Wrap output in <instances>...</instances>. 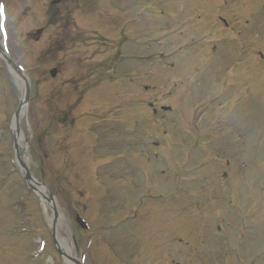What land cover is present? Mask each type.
<instances>
[{
  "label": "rangeland",
  "instance_id": "rangeland-1",
  "mask_svg": "<svg viewBox=\"0 0 264 264\" xmlns=\"http://www.w3.org/2000/svg\"><path fill=\"white\" fill-rule=\"evenodd\" d=\"M51 1L2 0V34L69 259L264 264V0ZM19 83L0 61V264H66Z\"/></svg>",
  "mask_w": 264,
  "mask_h": 264
},
{
  "label": "bare ground",
  "instance_id": "bare-ground-1",
  "mask_svg": "<svg viewBox=\"0 0 264 264\" xmlns=\"http://www.w3.org/2000/svg\"><path fill=\"white\" fill-rule=\"evenodd\" d=\"M17 80L20 82L19 85L21 86V81H20L21 79L18 78ZM23 113H24V109L21 111L19 116L21 117V115H23ZM18 122L20 123V118H19ZM19 135L20 136L17 138V145H19L21 140H23V138H24L22 132ZM18 161H20L22 164H24L26 166V164L23 161L22 155L19 156ZM39 191H40V194H39L40 196H46L47 195L43 189H39ZM53 204L55 207L56 206L55 202L51 203L50 205L53 206ZM61 226H62V219H61L60 214H58V212H57V215L55 218V227H56L55 231L58 230V228H60ZM56 241H57L58 247L68 257V255L71 254V249L67 246V244H65V241L58 235L57 231H56ZM66 264H73V263L68 258H66Z\"/></svg>",
  "mask_w": 264,
  "mask_h": 264
},
{
  "label": "water",
  "instance_id": "water-1",
  "mask_svg": "<svg viewBox=\"0 0 264 264\" xmlns=\"http://www.w3.org/2000/svg\"><path fill=\"white\" fill-rule=\"evenodd\" d=\"M59 0H55L54 2H58ZM53 2V3H54ZM41 31L38 32V34L40 33ZM51 75L54 76V72L52 71L51 72ZM23 95H22V101H21V104H20V107L18 108L16 114H15V118H17V114H18V111L19 109L21 108V106L24 104V102H26L27 98H28V93H29V86L27 83H25V88L23 90ZM25 179L28 180L29 182L30 181H34V179H32V177L30 176L29 172L26 170L25 171ZM31 188V187H30ZM51 199V198H50ZM74 263L78 264L77 261H73Z\"/></svg>",
  "mask_w": 264,
  "mask_h": 264
},
{
  "label": "snow or ice",
  "instance_id": "snow-or-ice-1",
  "mask_svg": "<svg viewBox=\"0 0 264 264\" xmlns=\"http://www.w3.org/2000/svg\"><path fill=\"white\" fill-rule=\"evenodd\" d=\"M0 17H3V6L0 5Z\"/></svg>",
  "mask_w": 264,
  "mask_h": 264
}]
</instances>
